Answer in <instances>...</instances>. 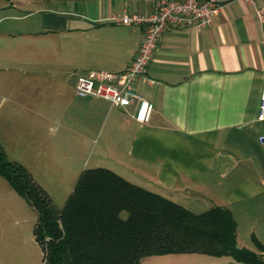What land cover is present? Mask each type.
Instances as JSON below:
<instances>
[{"label": "crops", "instance_id": "0c3cea01", "mask_svg": "<svg viewBox=\"0 0 264 264\" xmlns=\"http://www.w3.org/2000/svg\"><path fill=\"white\" fill-rule=\"evenodd\" d=\"M153 4L0 0V21H22L20 30L0 27V58H5L8 36L42 33L51 40H28L36 54L47 48L48 57L82 71L68 83L35 73V123L48 121L60 101L67 100L62 110L67 125L60 138H46L35 126V158L55 160V150L62 148L66 165L52 164L72 174L85 164L87 131L96 129L95 143L101 139L92 160L88 157L94 166L107 167L193 213L227 208L236 224V245L258 252L254 242L264 249V146L258 140L264 117H257L264 87V0H230L207 25H170L161 32L135 81L136 94L152 104L143 123L133 118V104L120 107L96 95L74 93L78 75L89 69L122 70L137 48L142 25L120 23L111 15L149 12ZM13 92L10 101L16 103ZM20 121L12 114L4 117L3 131L13 133L8 123ZM141 259L145 264H244L201 253Z\"/></svg>", "mask_w": 264, "mask_h": 264}, {"label": "trees", "instance_id": "16d2710c", "mask_svg": "<svg viewBox=\"0 0 264 264\" xmlns=\"http://www.w3.org/2000/svg\"><path fill=\"white\" fill-rule=\"evenodd\" d=\"M0 176L36 211L31 232L42 264H138L142 257L167 253L264 264L261 244L254 242L258 252L236 245V224L227 208L193 213L107 167L82 168L60 209L1 145Z\"/></svg>", "mask_w": 264, "mask_h": 264}, {"label": "rangeland", "instance_id": "374dc122", "mask_svg": "<svg viewBox=\"0 0 264 264\" xmlns=\"http://www.w3.org/2000/svg\"><path fill=\"white\" fill-rule=\"evenodd\" d=\"M10 9L13 8L8 6V12ZM0 27L20 30L22 21L3 19ZM38 34L40 33L25 36L16 33L8 36V44L4 49L5 58H0V145L8 159L18 161L27 168L32 178L44 188L53 206L60 209L78 172L84 167L94 166L91 160L101 137L98 136L95 143L98 130L87 131L85 164L78 165L72 174L67 173L62 166L52 164L56 161L66 165V154L62 148L55 150L59 153L55 160H44L40 155L35 158V126L41 128L42 135L46 138L58 139L65 129L63 126L67 125L63 123L62 111L67 100L60 101L62 103L49 116L50 122L46 120L44 123H35V73L49 75L52 77L51 81L54 77L65 78L68 83L82 72L59 64L54 57H48L47 48L39 49L40 52L36 54L35 46L28 40L43 43L51 40L47 34ZM36 57H40L39 60H35ZM35 61L38 63L35 64ZM12 91H15L13 94L17 105L10 101ZM43 102L44 98L41 97L40 103ZM11 114L22 117V121L8 123V128L14 127L15 131L7 134L2 129V119ZM89 156L91 160L88 159ZM120 216L125 217V212H121ZM35 219L36 211L0 176V264H42V251L33 240L31 232ZM138 264H145V259H141Z\"/></svg>", "mask_w": 264, "mask_h": 264}, {"label": "built area", "instance_id": "2783aa9c", "mask_svg": "<svg viewBox=\"0 0 264 264\" xmlns=\"http://www.w3.org/2000/svg\"><path fill=\"white\" fill-rule=\"evenodd\" d=\"M230 0H154L149 12L134 11L112 14L111 18L120 23L142 25V35L135 52L126 67L119 71L89 69L76 77L74 93L77 96L96 95L111 104L124 107L135 106L133 118L145 122L152 104L135 92V81L145 71V66L161 32L170 25H207L221 5ZM252 1V0H248ZM256 12L261 16L260 9ZM148 82L152 79L146 78ZM264 86V74H263ZM264 87L260 91L257 117H264ZM264 146V133L258 136Z\"/></svg>", "mask_w": 264, "mask_h": 264}]
</instances>
